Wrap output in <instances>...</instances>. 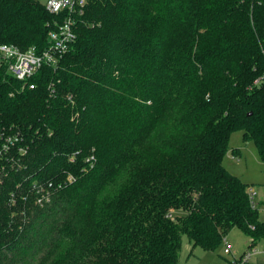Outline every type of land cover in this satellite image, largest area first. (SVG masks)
I'll list each match as a JSON object with an SVG mask.
<instances>
[{
    "label": "trees",
    "instance_id": "1",
    "mask_svg": "<svg viewBox=\"0 0 264 264\" xmlns=\"http://www.w3.org/2000/svg\"><path fill=\"white\" fill-rule=\"evenodd\" d=\"M59 19L0 0V41L41 52ZM75 32L33 89L0 70V264H182L184 236L264 240L223 163L238 131L264 162V0H88Z\"/></svg>",
    "mask_w": 264,
    "mask_h": 264
},
{
    "label": "rangeland",
    "instance_id": "2",
    "mask_svg": "<svg viewBox=\"0 0 264 264\" xmlns=\"http://www.w3.org/2000/svg\"><path fill=\"white\" fill-rule=\"evenodd\" d=\"M39 1L42 4L46 2V0ZM223 163L229 172L250 186L256 209L261 220L264 221V162L261 161L255 144L245 142L241 131L235 132L231 137ZM253 247L263 250L264 240L251 244L249 237L239 228L230 230L218 249L214 251H205L200 247L194 248L190 239L184 236L180 259L182 264H264L262 254L241 263L244 254ZM226 249H230V253H225Z\"/></svg>",
    "mask_w": 264,
    "mask_h": 264
},
{
    "label": "built area",
    "instance_id": "3",
    "mask_svg": "<svg viewBox=\"0 0 264 264\" xmlns=\"http://www.w3.org/2000/svg\"><path fill=\"white\" fill-rule=\"evenodd\" d=\"M87 3L88 0H46L44 4L46 10L54 16L61 17L56 22L54 29L48 33V47L38 52L35 48L22 50L14 44L0 41V70L22 82L25 86L28 84L33 89L34 84L28 83L29 80L44 65L55 66L75 40L76 18L84 13ZM254 84H264V76L257 78ZM9 142H11L10 139L3 143V149L9 148ZM249 193L254 201L252 189H249ZM254 206L256 207L255 202ZM225 253H230V249H226ZM260 254L264 256V249L260 251L253 247L244 254L241 263L248 262L252 257Z\"/></svg>",
    "mask_w": 264,
    "mask_h": 264
}]
</instances>
